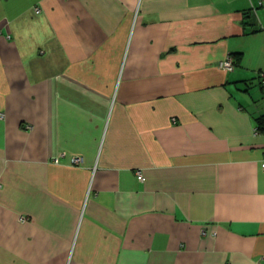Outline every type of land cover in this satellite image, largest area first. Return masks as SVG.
<instances>
[{
	"label": "crops",
	"instance_id": "0c3cea01",
	"mask_svg": "<svg viewBox=\"0 0 264 264\" xmlns=\"http://www.w3.org/2000/svg\"><path fill=\"white\" fill-rule=\"evenodd\" d=\"M256 18L0 0V264H264Z\"/></svg>",
	"mask_w": 264,
	"mask_h": 264
},
{
	"label": "built area",
	"instance_id": "2783aa9c",
	"mask_svg": "<svg viewBox=\"0 0 264 264\" xmlns=\"http://www.w3.org/2000/svg\"><path fill=\"white\" fill-rule=\"evenodd\" d=\"M255 1L256 2H254V0H249L251 11L257 16L258 10L260 9L264 10V0H255ZM34 13L38 14L39 9L34 8ZM260 28L264 34V24H260ZM217 68L225 72H233L235 70L233 57L231 55H227L222 61L218 63ZM258 77H259L262 90L264 91V70L258 74ZM2 119H4V114L0 113V120ZM27 129H30V127H27ZM81 163H82V159L80 157L71 158L72 165L78 166ZM263 173H264V165H263ZM136 179L140 182L143 180V177L140 171L136 172ZM22 221H24V219H22Z\"/></svg>",
	"mask_w": 264,
	"mask_h": 264
},
{
	"label": "rangeland",
	"instance_id": "374dc122",
	"mask_svg": "<svg viewBox=\"0 0 264 264\" xmlns=\"http://www.w3.org/2000/svg\"><path fill=\"white\" fill-rule=\"evenodd\" d=\"M254 2H256L255 0H254ZM252 12V11H251ZM257 16H259L260 17V19L262 20V22H263V24H264V10H262V9H260V10H258V12H257ZM253 12H252V17L257 21V17ZM264 70V69H263ZM254 78H255V75H254ZM257 90H258V88H257ZM261 95H264V91L261 93Z\"/></svg>",
	"mask_w": 264,
	"mask_h": 264
},
{
	"label": "trees",
	"instance_id": "16d2710c",
	"mask_svg": "<svg viewBox=\"0 0 264 264\" xmlns=\"http://www.w3.org/2000/svg\"><path fill=\"white\" fill-rule=\"evenodd\" d=\"M236 62H237V61L234 60V65H235ZM261 88H262V87H261ZM258 129H260V130H262V131L264 132V118L259 119V121H258Z\"/></svg>",
	"mask_w": 264,
	"mask_h": 264
}]
</instances>
